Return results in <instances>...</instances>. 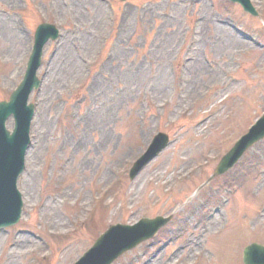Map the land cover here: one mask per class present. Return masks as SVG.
<instances>
[{
    "label": "rangeland",
    "instance_id": "374dc122",
    "mask_svg": "<svg viewBox=\"0 0 264 264\" xmlns=\"http://www.w3.org/2000/svg\"><path fill=\"white\" fill-rule=\"evenodd\" d=\"M253 2L262 19L226 0H0V101L36 28L62 34L31 97L24 216L0 235V264H73L110 225L159 215L174 218L115 264H242L246 245L264 244V144L184 206L264 113V47L251 40L264 44V0ZM160 132L174 144L131 182Z\"/></svg>",
    "mask_w": 264,
    "mask_h": 264
},
{
    "label": "water",
    "instance_id": "95a60500",
    "mask_svg": "<svg viewBox=\"0 0 264 264\" xmlns=\"http://www.w3.org/2000/svg\"><path fill=\"white\" fill-rule=\"evenodd\" d=\"M232 1L240 2L249 9L248 0ZM52 30L53 28H41L24 82L13 94L10 103L0 105V229L16 224L21 215L22 205L20 196L16 191V182L23 171L25 152L29 144L30 122L34 113L33 107L27 106V100L31 91L34 88H38V81L35 74L40 65L43 46L49 38H56V35H52ZM45 32L48 34L42 35ZM11 115L15 116L17 123L14 134L7 132L5 129V122ZM260 126L256 127L252 131L251 136L244 138L223 159L216 175L225 173L239 160L250 146L264 137V120ZM160 141L161 138L159 137L156 145ZM159 221L161 220L152 223V225L149 224L151 231H156V229L161 227L163 223ZM130 231L115 229L113 232H109L103 236L96 247L79 264H110L121 254L132 249L148 236V230L143 232H138V230L137 232ZM245 261L247 264H264L263 249L257 246L249 248Z\"/></svg>",
    "mask_w": 264,
    "mask_h": 264
}]
</instances>
